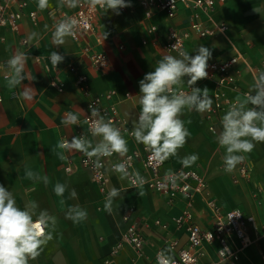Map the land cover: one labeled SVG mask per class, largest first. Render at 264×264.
Here are the masks:
<instances>
[{
    "label": "crops",
    "instance_id": "1",
    "mask_svg": "<svg viewBox=\"0 0 264 264\" xmlns=\"http://www.w3.org/2000/svg\"><path fill=\"white\" fill-rule=\"evenodd\" d=\"M26 2L18 32H11L0 27V184L12 191L18 206L23 207L28 200L36 201L41 209H46L57 217V230L54 238L44 247L36 260L29 264H148L157 249L167 248L166 241L175 240L172 252L186 244V235L173 218L181 214L185 202L181 198L169 201L164 195L143 186V196L138 194L126 180H120L118 174L109 172L107 193L113 188L121 191V197L113 203V211L104 210L107 194L99 191L90 179V172L80 165V152L66 153L67 159L60 160L51 152L61 138L71 139L84 129V116L87 113L86 101L93 95L108 90H115L111 100L115 103L119 115L133 129L138 119L139 80L154 71V67L163 55H177L161 48L165 33L171 28H187L191 11L179 5L174 18L168 19L161 11L151 18H145L143 10L134 0L125 12L115 15L106 9L96 19V31L100 43L94 44L93 50L102 51L107 57V67L97 70L88 58H78L81 43L68 38L62 46L52 42L51 33L54 23L59 19L55 9L69 12L72 9L58 7L56 0H50V7L41 11L36 0ZM27 11L37 14L32 21ZM201 23L214 21L224 23V33L211 37L198 38L190 34L184 42V51L195 55L194 49L200 45L212 51V58H227L240 52L246 59L241 64V73L236 84L237 89L222 88L226 97L234 100L248 92L253 78L264 71V0H226L216 5L208 14L200 13ZM150 24L157 27V35L148 33ZM47 25V29L45 26ZM39 32L38 41L29 40L31 32ZM104 32L109 35L104 39ZM26 43L21 42V38ZM146 40V43H142ZM57 51L65 56L58 65L56 76L63 84L62 91L50 85L52 74L44 70L42 59L50 52ZM17 52L28 55L24 74L26 80L18 88L5 86V76L9 74L7 60ZM211 58V59H212ZM41 59V60H40ZM75 69V71L72 70ZM85 73L88 77L85 92L77 86V74ZM32 87V99L20 96L25 86ZM184 88H189L185 83ZM194 87L209 89V95L216 92L211 79L197 81ZM128 93L129 96L125 97ZM103 101V104H108ZM67 111L77 113L81 125L65 127L61 119ZM223 113H219V119ZM191 135L187 143L179 150V157L197 153L199 159L187 167L199 173L206 182L208 195L223 209L237 208L254 218L259 231L264 230V143H257L255 148L245 155L250 166L249 178L241 179L238 166L232 173L224 170L225 149L216 142V135L221 130V123L211 131L205 113L185 112L181 117ZM190 121V123H189ZM132 146L128 140V148ZM69 165L70 170L64 169ZM25 166L48 177V184L33 182L25 178ZM181 166L178 157H171L163 164L162 170L172 171ZM142 172L140 165L136 167ZM68 185L64 197H58L53 191L57 183ZM75 189L77 196L72 198L69 192ZM72 206L87 210L88 218L74 224L65 218V211ZM132 208L130 218L142 228L145 243L141 255L134 256L126 246L116 255L109 257L110 248L118 241L125 228L123 214ZM193 219L202 227H209L210 220L206 207V196L195 193L189 206ZM167 224L166 229L155 226L154 221ZM232 248L238 247V241L232 237ZM202 264H230L228 260H219L214 243H204L200 248ZM264 245L257 241L238 251L235 264H262L261 253ZM107 260V263L105 261Z\"/></svg>",
    "mask_w": 264,
    "mask_h": 264
},
{
    "label": "clouds",
    "instance_id": "2",
    "mask_svg": "<svg viewBox=\"0 0 264 264\" xmlns=\"http://www.w3.org/2000/svg\"><path fill=\"white\" fill-rule=\"evenodd\" d=\"M81 3L82 0H56L58 7L69 9H76ZM87 3L91 8L99 6L106 11L110 9L115 15H120L121 9L132 6L131 0H87ZM36 4L43 11L50 7V0H36ZM80 26L81 21L75 17L65 16L59 19L51 33L52 42L56 46L64 45L68 38L76 36ZM40 35L33 31L28 39L38 41ZM108 35L104 32V39ZM194 51L195 55L184 50L177 55H163L157 61L154 71L146 73L138 82L140 112L130 135L144 146L145 151L150 153V158L158 164H163L171 157H178L183 167H191L199 159L197 153L179 157V150L191 135L181 117L185 112H209L213 105L207 87H194L197 81L208 77V61L212 58V51L204 45ZM27 59V53L17 52L7 60V67L10 69L4 78L7 88H18L26 80L24 70ZM47 59L51 67L56 69L64 62L65 56L52 51ZM185 83L190 91L183 90ZM51 86L55 87L56 81H52ZM20 96L31 100L32 87L26 85ZM88 111L90 115L84 121L88 125L87 133L73 135L71 139L61 138L51 152L60 160L67 159L66 153L80 152L88 158L86 163L91 161L94 170L104 167L103 158L118 155L122 159L111 166V171L118 174L120 180L128 181L143 196L142 189L147 182L146 178L132 168V157L127 155L128 141L120 128L114 126L112 120L94 105L89 104ZM220 123L221 130L216 135V142L225 149V172L232 173L257 143H264V71L253 78L248 92L235 97ZM61 124L65 127L81 125V120L77 113L67 111ZM25 178L45 185L49 182L47 176L40 175L28 166H25ZM166 179L176 188L180 174L169 169ZM53 191L56 196L64 197L68 185L57 182ZM121 195V191L113 187L105 197L104 210L111 213L114 201ZM69 196H77L75 189L69 192ZM64 215L74 224L88 218L87 210L79 206L67 208ZM238 216L232 215L230 219ZM57 224V217L46 209H41L34 200L26 201L23 207L18 206L13 192L0 184V264H29L36 260L44 247L53 240ZM222 251L226 253L228 250ZM157 264H175L170 248L157 253Z\"/></svg>",
    "mask_w": 264,
    "mask_h": 264
},
{
    "label": "built area",
    "instance_id": "3",
    "mask_svg": "<svg viewBox=\"0 0 264 264\" xmlns=\"http://www.w3.org/2000/svg\"><path fill=\"white\" fill-rule=\"evenodd\" d=\"M134 1L142 8L145 18H151L156 12L161 11L164 13L165 17L172 19L176 16L180 4L191 11L187 28H171L165 33L161 48L168 52L178 53L183 50L184 42L190 34H194L198 38H207L217 33H224L227 29L224 23H216L210 20L204 24L201 23L198 18L200 13L208 14L214 10L217 4L224 3L226 0ZM25 8L26 2L24 0H0V27L11 32H18L19 23L25 13ZM104 10L105 9L99 8V6L91 8L87 0H82L81 6L69 12L55 9V12L59 15V19L65 16H72L81 21V26L77 30L76 36L71 39L81 43L78 58H88L92 67L97 70H102L107 67L106 55L102 51L93 50L94 44L100 43V36L96 31V19ZM125 11L126 8L121 9V12ZM26 13L32 21L36 20L37 14L34 11H27ZM147 31L151 35L156 36V25L150 24ZM21 42L25 44L26 39L22 37ZM142 43H146V40H143ZM174 45L175 47L173 48ZM47 58L48 56L42 59V66L45 71L52 74L50 85L52 81H56L55 88L58 91H62L63 84L56 76L58 66L56 69L52 68ZM262 62H264V57H262ZM208 64V77L205 79L214 81L216 92L212 95V108L209 112L205 113V118L210 122L208 128L214 131L215 125L221 121L218 116L219 113H225L230 104L234 101L226 97L221 89H237L236 81L241 73L240 65H245L246 59L242 53L237 52L224 59L212 58L208 61ZM72 70L75 71L74 68H72ZM87 81L88 77L85 73L77 74V86L80 91H86ZM183 90L190 91L189 88L184 87ZM114 96L115 90H108L91 96L86 101L87 113L84 116V121L87 115H90L88 111L89 104L100 109L102 114H106V117L112 120L114 126L120 128L127 141H131L132 146L129 148L127 155L132 157L130 162L132 168L137 170L136 167L138 165L141 166L142 172H140V174L143 175L147 181L144 186L156 193L164 195L169 201H174V199L179 197L185 202V208L180 215L173 218V221L178 227L183 228L187 238L186 244L178 248L174 254L172 250L176 246V241H166L167 248L171 249V254L175 259V264H202L200 262V257L202 255L200 248L204 243H214L219 260H228L230 264H235L237 261L238 251L257 241H260V243L264 245V230L259 231L257 229L254 218L237 208L223 209L220 207L216 201L208 195L204 178L195 170L183 167L182 165L173 170L174 173L180 174L177 187L173 188L166 179V172L162 170L164 163L158 164L152 160L150 158V153L145 151L144 146L137 143L134 138L131 137L130 132L132 129L128 127L126 121L119 115L115 103L111 101ZM128 96L129 94L126 93L125 97ZM103 101H108L109 103L104 105ZM84 124L83 131L79 132L78 135L87 133L88 125L86 123ZM87 159L85 155H80V165L90 172V179L96 184L99 191L107 194L109 172H112L111 166L120 162L122 158L118 155H113L110 158H103L102 163L104 167L100 170H94L91 161L86 163ZM64 169L69 171V165H66ZM237 170L241 179L247 180L249 178L250 166L247 161L244 160L239 164ZM195 193H203L206 196V207L210 220L209 227H202L193 219L192 213L189 210ZM131 212L132 208H129L122 216V220L125 222V228L120 233L118 241L110 248L108 253L109 257L116 255L125 246L132 251L134 256L141 255L142 253L145 237L142 228L136 221L131 220ZM232 215L239 216L230 219ZM154 224L161 229L167 228V224L162 223L160 220H155ZM232 237H235L238 241L237 248L231 247L230 242ZM224 249L228 251L225 253L222 251ZM159 251L160 249L155 251L151 262L148 264H157V253ZM261 261L262 264H264V251L261 253ZM105 263H107V260Z\"/></svg>",
    "mask_w": 264,
    "mask_h": 264
}]
</instances>
